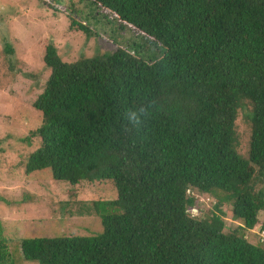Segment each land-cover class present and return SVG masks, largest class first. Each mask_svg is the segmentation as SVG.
Segmentation results:
<instances>
[{
  "label": "trees",
  "instance_id": "obj_1",
  "mask_svg": "<svg viewBox=\"0 0 264 264\" xmlns=\"http://www.w3.org/2000/svg\"><path fill=\"white\" fill-rule=\"evenodd\" d=\"M78 1L120 33L110 32L109 52L74 62L45 46L23 170L104 191L69 213L98 218L100 232L21 239L20 264H264V235L260 245L244 239L264 212V0ZM0 264H16L1 237Z\"/></svg>",
  "mask_w": 264,
  "mask_h": 264
},
{
  "label": "rangeland",
  "instance_id": "obj_2",
  "mask_svg": "<svg viewBox=\"0 0 264 264\" xmlns=\"http://www.w3.org/2000/svg\"><path fill=\"white\" fill-rule=\"evenodd\" d=\"M50 1L60 13L38 0H0V237L5 239L6 252L13 255L16 264L21 260V239L90 236L100 232L98 218H79L69 213L76 212L82 203L103 200L104 191L84 183L74 187L54 183L47 172L26 175L23 170L24 160L36 147V140L29 145L21 140L40 124V114L31 104L48 76L41 61L45 46L51 44L61 61L74 62L79 57L109 52L113 49L107 43L110 32L120 33L107 12L99 11L92 19L78 0ZM69 14L86 22L97 36L87 38L69 29ZM6 46L11 50L9 55L4 53ZM245 114L238 111L235 121L239 154L246 151L249 135ZM193 196L197 204L211 208L212 201L208 202L205 195ZM229 216L227 213L223 219L228 229L235 224ZM262 226L264 212H258L255 225L246 231L244 239L260 245Z\"/></svg>",
  "mask_w": 264,
  "mask_h": 264
},
{
  "label": "built area",
  "instance_id": "obj_3",
  "mask_svg": "<svg viewBox=\"0 0 264 264\" xmlns=\"http://www.w3.org/2000/svg\"><path fill=\"white\" fill-rule=\"evenodd\" d=\"M263 238V236L261 237V239Z\"/></svg>",
  "mask_w": 264,
  "mask_h": 264
}]
</instances>
